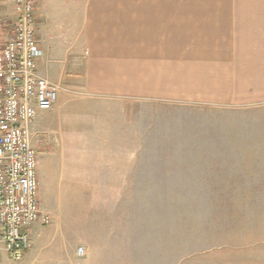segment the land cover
<instances>
[{
	"label": "crops",
	"instance_id": "1",
	"mask_svg": "<svg viewBox=\"0 0 264 264\" xmlns=\"http://www.w3.org/2000/svg\"><path fill=\"white\" fill-rule=\"evenodd\" d=\"M82 1L53 70L102 111L85 140L90 165L58 186L117 208L90 218L102 224L88 227L90 264L244 261L264 244V0L181 6L188 21L212 15L196 26H173L174 0ZM36 10L39 68L50 78L43 64L53 47ZM47 148L40 186L57 175ZM211 252L221 253L193 257Z\"/></svg>",
	"mask_w": 264,
	"mask_h": 264
},
{
	"label": "rangeland",
	"instance_id": "2",
	"mask_svg": "<svg viewBox=\"0 0 264 264\" xmlns=\"http://www.w3.org/2000/svg\"><path fill=\"white\" fill-rule=\"evenodd\" d=\"M13 1L7 0L5 5V17L9 23L15 19ZM211 2L212 0H174L173 26L201 24V21L196 20L198 17L202 20V18H209L212 15L194 14V19L188 21L189 18L183 14L186 10H182L181 6H211ZM82 4V0H34L35 9L38 6L41 7L40 13L43 14L39 26L42 29L45 28L46 36L49 37L48 43L53 47L48 54V61L43 64V70L50 69L48 76L55 81H61L64 91L54 110L41 118L42 124L39 126V130L35 135H32V143L38 154H41V149L48 147L49 154H42V158L49 160L51 170L54 166L57 173L55 179H52L54 176L49 175L45 182L46 185L40 186V202L45 212L50 215L51 223L34 226L32 229L34 246L24 260L17 264H90V259L93 256L89 249L91 239H88V227L102 225L99 222H91L90 218L95 214L100 218V215L110 214L117 209L110 205H91L90 200L85 201L86 192L67 191L64 187L61 190L58 189L62 182L69 181L68 177L71 172L83 171L87 165H90L92 159L87 158L90 153L85 140L87 136L91 135L93 129L99 130V122L102 118L101 108L95 106V103L99 101L89 98L82 90L76 89L60 79L59 73L53 70L61 66V60L65 57L61 46H58L59 42L67 41L65 49L72 43V40H69L65 34L70 35L72 21L74 24L77 11L80 10ZM52 183L55 184L54 189H50ZM73 193H79L80 196L70 201V194ZM76 194L73 198L76 197ZM171 209L172 213L186 214H198L205 210L197 207H172ZM80 248L85 249L84 256L78 255ZM219 253L221 252H211V254L193 257L196 260L199 258L207 260L218 257ZM245 253L246 255H242L244 261L242 259L237 264H264V244L249 248ZM92 264L101 263L94 261Z\"/></svg>",
	"mask_w": 264,
	"mask_h": 264
},
{
	"label": "built area",
	"instance_id": "3",
	"mask_svg": "<svg viewBox=\"0 0 264 264\" xmlns=\"http://www.w3.org/2000/svg\"><path fill=\"white\" fill-rule=\"evenodd\" d=\"M15 19L0 0V264L6 255L21 262L34 246L32 229L49 225L40 202L39 154L31 126L54 110L64 87L39 68L34 0H14ZM84 256L85 249H78Z\"/></svg>",
	"mask_w": 264,
	"mask_h": 264
}]
</instances>
